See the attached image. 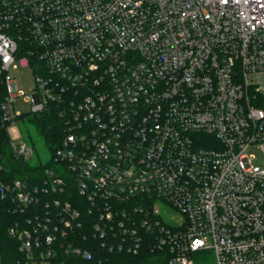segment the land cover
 <instances>
[{
  "label": "built area",
  "instance_id": "obj_1",
  "mask_svg": "<svg viewBox=\"0 0 264 264\" xmlns=\"http://www.w3.org/2000/svg\"><path fill=\"white\" fill-rule=\"evenodd\" d=\"M19 65L34 71L29 113L55 106L66 122L41 183L2 190L35 216L9 229L26 264L148 242L168 264H264V0H0L1 122L32 162L12 133ZM73 189L88 248L68 235Z\"/></svg>",
  "mask_w": 264,
  "mask_h": 264
},
{
  "label": "trees",
  "instance_id": "obj_2",
  "mask_svg": "<svg viewBox=\"0 0 264 264\" xmlns=\"http://www.w3.org/2000/svg\"><path fill=\"white\" fill-rule=\"evenodd\" d=\"M6 95L5 79L0 74V264H26V256L20 249V242L9 235V229L16 222H20L23 227H29V221H33L35 216L28 210L20 209L12 198L2 194V190L15 181H28L30 185L41 183L42 173L53 164V157L46 164L31 163L15 157L10 147L9 124L1 122L2 104ZM19 121L28 123L36 129L51 156H53L66 134V122L61 116L60 109L52 106L41 113L23 114L19 117ZM46 198V200H51L48 195H46ZM72 198L74 203L80 204L82 214L79 224L67 230L68 235H71L74 231H76L77 236L82 233V237L87 238V241H83L84 248H88L89 243L98 244V242L92 241V235L88 230V224L92 216L87 210L86 198L80 197L74 189L72 190ZM49 208L55 210L53 205ZM46 209L48 210V208ZM56 236L60 239L57 234ZM152 247V244L148 242L140 252L134 254L130 252H108L100 248L99 245L95 248L96 256L92 260L66 257V261L67 264H168L169 252Z\"/></svg>",
  "mask_w": 264,
  "mask_h": 264
},
{
  "label": "rangeland",
  "instance_id": "obj_3",
  "mask_svg": "<svg viewBox=\"0 0 264 264\" xmlns=\"http://www.w3.org/2000/svg\"><path fill=\"white\" fill-rule=\"evenodd\" d=\"M13 77L14 82L18 90V96L16 102L14 103L15 110L22 114H28L33 108V96L37 92V87L35 83V76L32 67H22L18 66L10 72ZM14 135V142L17 144H27L29 147L34 148V156L31 163H44L46 164L50 158L51 154L45 146L43 140L38 135L36 129L28 123L19 121L12 131ZM251 154L255 156L256 168H259L262 162V157L260 152L253 149L250 151ZM160 212L162 215L170 220L177 219V215L174 211L164 209L160 207ZM209 264H215V260L212 259Z\"/></svg>",
  "mask_w": 264,
  "mask_h": 264
}]
</instances>
